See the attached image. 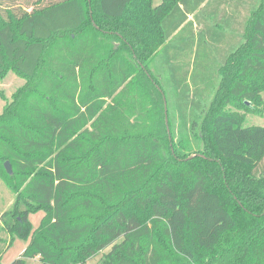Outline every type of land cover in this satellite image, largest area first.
<instances>
[{
	"label": "trees",
	"instance_id": "16d2710c",
	"mask_svg": "<svg viewBox=\"0 0 264 264\" xmlns=\"http://www.w3.org/2000/svg\"><path fill=\"white\" fill-rule=\"evenodd\" d=\"M9 67L10 264H264V124L232 108L264 88V0H0Z\"/></svg>",
	"mask_w": 264,
	"mask_h": 264
},
{
	"label": "rangeland",
	"instance_id": "374dc122",
	"mask_svg": "<svg viewBox=\"0 0 264 264\" xmlns=\"http://www.w3.org/2000/svg\"><path fill=\"white\" fill-rule=\"evenodd\" d=\"M153 2L154 5H158L162 2V0H153ZM149 63L155 74H161V71H159L162 64L160 56L152 59ZM161 80L164 81V78H161ZM32 83L33 80L28 79L27 77L16 72L12 67H9L6 72L0 76V115L5 113L7 107L16 101V98L20 93L30 89L32 87ZM136 98L138 101L142 102V104L144 103L145 98L142 93H137ZM235 105L236 106H233L232 108L238 110L245 117L244 122L246 125L264 124V88L260 91L259 99H247L246 101H243L239 98L236 100ZM13 199L14 197L11 191L6 188L3 180L0 178V225L1 216L3 212L10 206ZM44 216V210L30 213L29 218L33 225V230L39 226ZM0 236L8 237L6 231L3 229H0ZM14 238L15 239L12 244H10V246L8 244V240L0 241V264H10L16 258L20 257L28 247L30 237L28 239H22L18 236H15ZM7 244L9 247L5 249ZM110 249L111 247L104 249L98 255L89 259L84 264H99L102 260V257L104 256L103 254L110 251ZM27 262L28 264H43L39 257L27 258Z\"/></svg>",
	"mask_w": 264,
	"mask_h": 264
},
{
	"label": "water",
	"instance_id": "95a60500",
	"mask_svg": "<svg viewBox=\"0 0 264 264\" xmlns=\"http://www.w3.org/2000/svg\"><path fill=\"white\" fill-rule=\"evenodd\" d=\"M164 100H165V112H166V122H167V125H168V129L170 131V127H169V117H168V102H167V97L166 95L164 94ZM194 155H191L190 157H193ZM5 167L7 169V171L12 174L13 173V168H12V165L10 163V161H6L5 163Z\"/></svg>",
	"mask_w": 264,
	"mask_h": 264
}]
</instances>
